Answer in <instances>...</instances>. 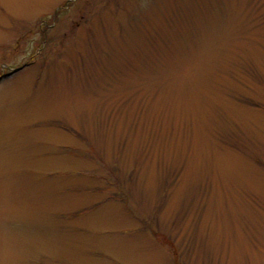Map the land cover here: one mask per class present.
I'll use <instances>...</instances> for the list:
<instances>
[{
	"label": "rangeland",
	"instance_id": "obj_1",
	"mask_svg": "<svg viewBox=\"0 0 264 264\" xmlns=\"http://www.w3.org/2000/svg\"><path fill=\"white\" fill-rule=\"evenodd\" d=\"M0 264H264V0H0Z\"/></svg>",
	"mask_w": 264,
	"mask_h": 264
}]
</instances>
